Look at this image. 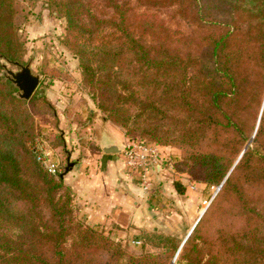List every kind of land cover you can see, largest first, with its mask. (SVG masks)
Here are the masks:
<instances>
[{"label":"trees","instance_id":"16d2710c","mask_svg":"<svg viewBox=\"0 0 264 264\" xmlns=\"http://www.w3.org/2000/svg\"><path fill=\"white\" fill-rule=\"evenodd\" d=\"M12 1L0 0V55L20 61ZM50 1L66 20L81 83L106 119L156 143L182 146L179 164L197 181L219 185L226 177L203 215L237 171L249 168L253 182L264 179V0H189L201 9L200 27L177 36L151 22L140 34L133 0ZM175 42L186 53L170 49ZM133 81L149 91L139 93ZM14 91L0 75V264H118L120 245L90 226L73 227L70 190L37 158L33 118ZM249 208L252 226L224 237V249L205 250L201 235L189 236L170 248L168 264L176 256L183 264H264V214Z\"/></svg>","mask_w":264,"mask_h":264},{"label":"rangeland","instance_id":"374dc122","mask_svg":"<svg viewBox=\"0 0 264 264\" xmlns=\"http://www.w3.org/2000/svg\"><path fill=\"white\" fill-rule=\"evenodd\" d=\"M145 3L144 0H133L131 3L139 13V31H145L140 34L145 35L150 31V22L155 28L160 25L165 31L176 36L200 27L201 9L197 4L191 5L189 0H185L183 4H177L178 1L175 0L174 4L169 5L168 2L162 5ZM12 4L17 36L24 49L20 62H30L32 71L41 77L31 95L33 100L30 101L31 97L22 100L26 102V111L33 118L36 145L51 151L52 159L60 163L61 171L53 177L60 176L68 155L70 161H78L85 155L90 156L101 151L99 141L103 135L124 145L128 141L141 139L157 145L163 155V160L152 171L153 188L146 193L138 184L146 201L142 204L137 219L130 222L126 220L122 226L92 222L88 214L77 206L74 190L62 178L63 184L69 188L71 194L73 227L90 226L96 234H102L120 245L122 254L118 264H168L170 248L183 241L200 212L207 209L221 190L222 186L213 196L221 183L208 185L195 180L186 172L179 164L184 158V151L179 144L156 143L140 136L138 132L128 133L124 128L106 119L88 88L81 83L78 58L66 44V20L58 11L55 2L13 0ZM98 10L101 13L108 11L105 7ZM204 19L209 21L208 18ZM164 30H161V34H164ZM154 49H159V46L155 44ZM170 49H180L185 53L188 50L176 42ZM190 50L198 58L204 57L203 51ZM3 72L1 66L2 77ZM135 73L134 78L140 80V72L135 70ZM148 73L149 76L153 74L152 71ZM124 74L126 72L122 73L121 80ZM161 79L168 80V76ZM12 85L16 96L18 89L13 83ZM134 85L139 93L149 91L141 87L140 83ZM205 143L210 141L203 142L202 145ZM200 148L213 149L201 146ZM239 156L234 163H237ZM250 171L249 168L237 171L233 183L225 192L221 191L215 208H209L205 215L204 211L193 228L195 230L192 229L189 236L201 235L207 242L205 250L212 248L219 252L224 249V244H227L224 237L243 233L251 227L249 211L252 210L249 207H257V211L264 214V179L259 177L253 182L255 176ZM72 239L73 237L68 240L67 246ZM194 241L200 247L203 245L201 239L195 238ZM108 253L111 254L112 249ZM108 253L102 252L103 262L108 261ZM172 259L169 264H183L178 256L173 262Z\"/></svg>","mask_w":264,"mask_h":264},{"label":"crops","instance_id":"0c3cea01","mask_svg":"<svg viewBox=\"0 0 264 264\" xmlns=\"http://www.w3.org/2000/svg\"><path fill=\"white\" fill-rule=\"evenodd\" d=\"M73 162L63 179L74 190L77 206L92 222L122 226L126 220L137 219L146 197H142L135 175L124 166L123 154L98 151Z\"/></svg>","mask_w":264,"mask_h":264},{"label":"built area","instance_id":"2783aa9c","mask_svg":"<svg viewBox=\"0 0 264 264\" xmlns=\"http://www.w3.org/2000/svg\"><path fill=\"white\" fill-rule=\"evenodd\" d=\"M122 154L124 166L135 175L141 189L146 193L149 192L154 185L151 169L157 167L163 160L161 150L153 143L138 139L125 143ZM37 158L53 176L60 173V163L52 159L50 151L39 148Z\"/></svg>","mask_w":264,"mask_h":264},{"label":"water","instance_id":"95a60500","mask_svg":"<svg viewBox=\"0 0 264 264\" xmlns=\"http://www.w3.org/2000/svg\"><path fill=\"white\" fill-rule=\"evenodd\" d=\"M0 60H1L0 65L4 69L3 72L4 77L7 80H9L11 83H13L15 87L18 89V91L15 93L16 96L19 97L20 99L28 100L40 82L41 79L40 75L32 71L30 62L23 64L20 61L10 60L3 55H0ZM12 67H15L16 69H13ZM99 146L101 152L105 154L119 155L122 154L125 149L124 144H120L110 139L106 135L101 136L99 141ZM241 155L239 156V158L241 157ZM69 157L70 155L67 156L66 164L64 166V170L60 174V178H63L64 175L68 173L74 166V162L70 161ZM225 179L223 180V182L225 181ZM223 182L218 186L213 196H215L219 188L222 186ZM204 211L205 209L200 212V215L197 221L195 222V224L193 225L192 229L194 228V226L196 225V223L198 222L200 216L203 214ZM192 229L183 239V241L180 244V247L186 241L188 236L191 234Z\"/></svg>","mask_w":264,"mask_h":264}]
</instances>
